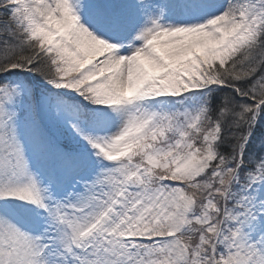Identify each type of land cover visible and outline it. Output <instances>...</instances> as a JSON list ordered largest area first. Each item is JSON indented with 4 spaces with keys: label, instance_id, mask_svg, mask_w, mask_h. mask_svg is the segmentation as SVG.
<instances>
[{
    "label": "snow or ice",
    "instance_id": "1",
    "mask_svg": "<svg viewBox=\"0 0 264 264\" xmlns=\"http://www.w3.org/2000/svg\"><path fill=\"white\" fill-rule=\"evenodd\" d=\"M0 264H264V0H0Z\"/></svg>",
    "mask_w": 264,
    "mask_h": 264
}]
</instances>
